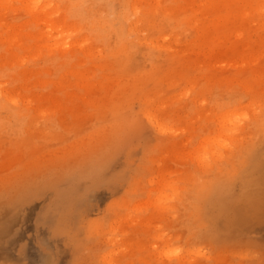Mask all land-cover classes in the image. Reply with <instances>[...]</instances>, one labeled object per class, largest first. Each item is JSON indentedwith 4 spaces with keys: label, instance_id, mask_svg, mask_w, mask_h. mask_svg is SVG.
I'll return each instance as SVG.
<instances>
[{
    "label": "rangeland",
    "instance_id": "obj_1",
    "mask_svg": "<svg viewBox=\"0 0 264 264\" xmlns=\"http://www.w3.org/2000/svg\"><path fill=\"white\" fill-rule=\"evenodd\" d=\"M27 1L0 0V264H264V0Z\"/></svg>",
    "mask_w": 264,
    "mask_h": 264
},
{
    "label": "bare ground",
    "instance_id": "obj_2",
    "mask_svg": "<svg viewBox=\"0 0 264 264\" xmlns=\"http://www.w3.org/2000/svg\"><path fill=\"white\" fill-rule=\"evenodd\" d=\"M18 1H21V0H18ZM24 1H25V0H24ZM26 1H27V0H26ZM28 1H30V0H28ZM28 1L26 2L27 4H28ZM35 1H36V0H33V3H32V0H31V4L34 5V7H36V6H35V3H34ZM43 1H44V0H43ZM36 2H38V1H36ZM39 2H40V1H39ZM8 3H9V2H8ZM21 3H22V2H21ZM40 3H41V2H40ZM6 4H7V3H6ZM22 4H24V3H22ZM27 4H24V5H26V6L28 7ZM32 5H31V6H32ZM31 6L29 5V7H31ZM23 7L25 8V11H26V13H27L28 10H26V7H25V6H23ZM29 7H28V8H29ZM32 7H33V6H32ZM38 7H39V6H38ZM124 7H125V6H124ZM28 8H27V9H28ZM31 9H32V8H31ZM31 9L29 8V10H31ZM35 9H36V8H35ZM33 10H34V9H33ZM131 11H132V12H136V11H137V8L133 6V7L131 8ZM28 13L31 14L32 12L28 11ZM33 13H34V12H33ZM124 17H125V16H124ZM125 18H126V17H125ZM125 18H124V19H125ZM126 19H127V18H126ZM127 20H128V19H127ZM118 23H119V22H118ZM96 24H97V23H96ZM123 26H124V25H123ZM121 28H122V27H121ZM2 33H3V32H2ZM45 33H46V32H45ZM45 33H40V34H41V35H42V34L46 35L47 33H46V34H45ZM60 35H61V34H60ZM6 36H7V34H6ZM6 36H5V37H6ZM42 37H43V36H42ZM8 38H9V37H8ZM13 103L16 104V101H14ZM225 113H226V112H225ZM232 113H233V112H232ZM221 114H222V112H221ZM217 115H219V114H217ZM217 115H216V120L218 121ZM224 116H225V117H223V118H221V116H220V118H221V120H220V124H222L221 121H222L223 124H225V125H226V124H227V125L230 124V119H228V117H226V115H224ZM227 116H228V115H227ZM234 116L238 117L236 114H234ZM218 117H219V116H218ZM231 117H232V116H231ZM231 117H230V118H231ZM232 119H233L232 121H234V119H237V118H232ZM243 119H244V118H243ZM213 120H214V119H213ZM217 121L214 122L215 124H214L213 122H212V123L216 126ZM209 123H210V122H209ZM218 123H219V121H218ZM233 124H234V123H232V125H233ZM218 125H219V124H218ZM225 125H224V126L221 125V127H219V128H224V129H225ZM232 125H231V127H233ZM235 125H236V124H235ZM219 126H220V125H219ZM211 127H212V126H211ZM208 128H210V127H208ZM215 128H216V127H215ZM226 128H227V127H226ZM205 129H206V128H205ZM205 129H204V130H205ZM206 130H207V129H206ZM208 130H209V129H208ZM210 130H211V129H210ZM216 130H217V128H216ZM225 130H226V129H225ZM225 130H223L224 132H222V133H225ZM228 130H229V129H228ZM228 130H226V132H228ZM214 131H215V130H214ZM233 131H234V129H233ZM211 132H212V131H211ZM219 133H220V132H219ZM232 133H233V132H232ZM216 134H217V133H216ZM216 134H215V135H216ZM226 134H227V133H226ZM226 134H224V135H226ZM228 134H229V132H228ZM228 134H227V135H228ZM219 135H220V134H219ZM219 135H218V136H219ZM210 136H211V135H210ZM210 136L208 135L207 137H210ZM218 136L216 135V137H218ZM220 136H221V135H220ZM204 137H205V136H204ZM207 137H205L206 140H207ZM211 137H212V136H211ZM213 137H215V136H213ZM222 138H223V137H222ZM225 138L227 139L228 137L226 136ZM225 138H223V140H224ZM214 139H215V138H214ZM220 139H221L220 137H219V139L217 138V141L220 140ZM229 139H230V136H229ZM209 140L211 141V139H209ZM223 140H222V141H223ZM202 141H205V140H202ZM205 142L207 143L208 141H205ZM212 142H213L212 144H211V142H209V144H211L212 146H214V144H217L218 146L221 147L223 144L221 145L220 143H223L224 141H223V142H220V143L218 142L219 144H218L217 142L214 143L215 141H213V140H212ZM226 142H227V141H226ZM229 142H230V140H229ZM199 143H200V141H199ZM201 143H203V142H201ZM224 143H225V142H224ZM227 143H228V142H227ZM227 143H226V146L223 145L224 148H225V147H228V146H227ZM207 145H208V144H207ZM198 146H199V144H198ZM198 146H197V148H198ZM204 146H205V143H204V145H201V147H200V146H199V147H200L203 151L209 149L208 146H206V147H208L207 149H205ZM212 146H210V147H211V150H212V148H213ZM223 146H222L221 148H223ZM202 147H203V148H202ZM214 147H215V146H214ZM197 148H195L194 150H197ZM200 148H199L198 150H200ZM217 148H218V147H217ZM192 149H193V148H192ZM192 149H191V150H192ZM213 149H215V148H213ZM194 150H193L192 153H194L195 156H193V154H192V156H193V158L196 159V157H197L196 154L198 155V153H199L201 150H200V151L197 150V153H196V154H195L196 151H194ZM209 150H210V149H209ZM209 150H208V151H209ZM203 151H201V153H203ZM208 151H207V152H208ZM204 152H205V151H204ZM214 152H215V151H214ZM201 153H200V154H201ZM210 153H211V151H210ZM216 153H218V150H217ZM190 154H191V153H190ZM203 154H204V153H203ZM203 154H201V155H203ZM205 154H206V152H205ZM214 154H215V153H214ZM210 155H211V154H210ZM210 155L208 154V156H210ZM212 155H213V154H212ZM215 155H217V154H215ZM215 155H214V156H215ZM208 156L205 155V156H203V158H201V156H198L200 160L198 159V160H196V161H202V164H205L206 162L203 163V160H201V159H207L206 157H208ZM212 157H213V156H212ZM213 159H214V157H213ZM200 163H201V162H200ZM151 181H153V180H151ZM150 183H151V182H150ZM153 183H154V181H153ZM151 184H152V183H151ZM155 185H156V184H155ZM161 186H162V189H163V188H164L163 185H161ZM162 189H159V190H162ZM164 189H165V188H164ZM169 189H171V188H169ZM172 189H173V187H172ZM159 190H156V192L159 191ZM173 190H174V189H173ZM148 191H149V190H148ZM153 192H154V191H153ZM163 192H164V191H163ZM165 192H166V190H165ZM165 192H164V193H165ZM151 193H152V192H151ZM160 193H161V192H160ZM166 193H167V192H166ZM171 193H172V192H171ZM148 194H149V193H147V197H148ZM162 195H164V194H162ZM165 195L167 196V195H170V194H165ZM149 196H151V195H149ZM170 196H171V195H170ZM157 197H158V198H157ZM157 197L155 196V198L153 199V201H154L155 199H159V202H160V200H161L160 198H161L162 196H161L160 194H158ZM167 197H168V196H167ZM169 198H170V197H169ZM151 199H152V198H151ZM162 199H163V198H162ZM164 199H165V197H164ZM166 199H167V198H166ZM157 201H158V200H157ZM154 202H155V201H154ZM163 202L165 203L166 201L163 200ZM152 203H153V202H152ZM164 203H163V205H164ZM153 204H154V203H153ZM156 204H157V202H156ZM158 204H159V203H158ZM163 205H162V206H163ZM162 206H161V207H162ZM159 207H160V206L157 205V208H159ZM138 210H139V208H138ZM140 210H142V209H140ZM138 212H139V211H138ZM136 213H137V212H136ZM176 251H177V250H176ZM171 252H172V251H170V253H171ZM174 252H175V251H174ZM152 254H153V253H152ZM174 254H175V253H174ZM172 256H173V254H172ZM175 256L178 257L177 254H175ZM152 257H153V256H152ZM142 261H143V260H142Z\"/></svg>",
    "mask_w": 264,
    "mask_h": 264
}]
</instances>
